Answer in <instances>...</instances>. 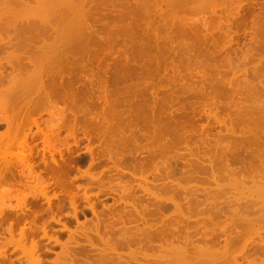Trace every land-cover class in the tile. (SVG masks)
<instances>
[{"label": "rangeland", "instance_id": "obj_1", "mask_svg": "<svg viewBox=\"0 0 264 264\" xmlns=\"http://www.w3.org/2000/svg\"><path fill=\"white\" fill-rule=\"evenodd\" d=\"M92 1L93 0H89L88 3ZM97 1L98 3L101 2V0L100 1L95 0L94 2L96 4L93 5L94 7L88 8V6H92V3L89 4L87 3L86 6L88 9L93 10V13L96 12L95 14L90 12L91 10L89 12L84 10L83 12L84 15L86 14L87 16H84L85 21L82 25L85 26L88 34L86 33L85 29L84 30L82 29L85 32V34L83 32V34L81 35L82 37H79V40L81 42L75 40L77 43L78 42L80 44L82 43L81 46L79 43L77 44L76 42L74 43V45L76 44L75 46L72 43L71 46H67L66 50L64 49L66 47L65 46L63 48L64 51H59L61 52V55L57 53L53 56L55 57L56 55L58 56L59 54L60 57L65 54L67 57H65L64 55L60 57V60L58 61H54L55 59L57 60V56L55 57V59L54 57L53 60L51 59L52 63L54 62L53 63L54 67L56 68L59 67L57 68V70L56 69L53 70L54 72L55 71L57 72V73L55 72L56 85H53L52 87V85H50L52 82L49 80L45 85H42V87L44 86L47 87L49 85L47 87L48 89L46 87L43 89L37 86L38 85L37 82H36L37 83L36 86H33L31 84V86L33 87L31 89H30V85H28L29 90L25 88L23 89L24 91L21 92V88H18L20 89V91H18V89L15 90L17 92V98H18V100L17 98L14 100V102H17L16 104L14 103L15 106L13 104H12L13 107L12 105H9L11 106L10 108H12L10 109L8 105H6L7 108L10 109L9 112H6L7 110L4 109L6 108V106L5 107L3 106L4 107L3 109L6 113L4 111H2L4 113H1L0 110V120H2V118L5 117L3 116V114H8L6 118L9 117V115L11 117L13 116L16 121L17 119L20 120L21 118L19 117L22 116H23L22 118L25 117L26 120V116H27V121L30 119L31 120L35 119L37 123L40 124L39 127L43 126L42 130L46 129L47 131H48V126L49 124H51V122L53 124H56L54 126L55 131L54 129H52L53 135H51L52 133L50 134L51 139L52 136H54L55 139H58L57 142L56 141L52 142L53 144L54 143L56 144L55 148L48 147V145L44 143L45 139L43 138V135L45 136V134L42 133L44 131L40 130L41 128L39 127L38 129L34 123H32L33 125L31 124L30 127L25 128L24 134L25 133L26 135L29 134L26 137L27 144L32 148L31 150H29L30 152L31 151L32 152L31 153L29 152L28 154V163L33 166V171L31 174L28 172L29 170L27 167L19 166L20 164L18 163V159H19L18 155H20L21 151H18L16 149L17 147L14 149L11 148L12 152H9V155L10 153H13L15 156L13 155L7 156V159L10 162L6 161L5 159H3V161L5 160L6 162L0 160V193L1 194L3 193V195H1L2 197L4 195L6 196L4 197L5 198L4 200H6L4 203L8 204V206L11 203L10 204L11 206L9 207L5 205L6 207L4 206L5 207L4 208L2 206L4 208L3 214L8 215L12 213L13 215H15L13 216V221H12L14 225V233H16L15 231L17 230L19 231V228L23 227L26 222L24 221L25 219L23 220V218L20 221H17L18 217L22 215L23 210L21 211L18 208L16 209L14 208L17 206L16 199L19 196H24V197L26 196L25 198L29 203L32 201L34 203H37V208L35 209L37 212L36 213L37 217L35 220V224L32 225L33 230L35 232H38L37 234L38 236H36V240L38 239L42 244H46V246L49 245V247L56 252L62 250V243L67 244L66 242L73 241L72 238L70 237L72 236L71 233L73 232H74L73 234H75V237L76 238L78 237L77 239L78 242L81 245L87 244L86 245L87 247L89 246L87 243L88 241L83 237L82 238L79 237L80 234L78 233H80L81 231L88 233L89 237L95 244H98L99 242L98 245H101L100 244L101 242L99 241V235H103L105 237L112 236V238H116L117 235H120L122 230L125 229L126 224L128 226V228L126 227V229L131 228L129 225H131L132 227L137 226L135 219L139 218V215H137L138 211L140 214H144V216L150 218L151 220L153 218L168 219L171 217V219L173 220L174 218L175 220H178L176 218H180V220L183 221L184 219L183 218L181 219V216L179 217L178 216L179 214L177 215L176 212L174 211L173 205L170 204L168 208L161 211L160 208H158L159 210H157L156 207L158 203L157 201H159V199L157 198L158 199L157 200L155 198V195L157 194L156 197H158L160 193L161 197L163 196L165 197V193L162 194L164 190L163 191L161 190V192H159L161 188L158 189L159 188L158 186L162 184L163 180L165 182L166 176L163 175V173L165 171L164 169L167 168L169 171L173 170L171 171L172 174L176 173V177L177 178L181 177L183 181L184 180L183 176L187 174V170L184 171V168L187 169L189 167L188 165L191 164L192 165L191 168L194 170L192 172H195L193 174H196L198 172L199 174L197 175L198 176L200 175L199 177L197 175L195 177L194 175L193 178H195V180L193 178L192 179L188 178V181L192 180V182L191 181L190 182L193 183L194 185H197V187H195L197 189L195 191L197 192L201 189V188L198 189L199 186L198 182L200 184L204 183L205 179L207 181V184L205 181L206 185H208V183L210 184L211 181L212 188L218 182L228 185L229 186V188H227L228 191L226 190L225 187L220 188L221 186L216 185L214 187L215 191L210 188L211 191L209 192L203 191L205 193V194L203 193V195L201 194L202 189L199 191L200 194L195 192L193 189V193L191 192L190 196L189 193L183 192L184 195L185 193L188 195V198L195 197L194 195L191 194L197 193L196 196L201 198L199 200H201L204 203L206 201L204 205L207 204L208 206L209 203H207V201L214 199L213 196L215 193H216L215 197L217 198L216 200L219 201V204H221L222 203L221 201H224L227 198L224 201L226 205L227 202L230 203L228 198L231 195V199H232L233 198L232 195L234 196V193H235V198L237 195L238 197L239 195L241 197L245 195L244 196L245 198L240 197V199L243 200H245L246 197L247 198L252 196L254 198L258 197L257 194L262 193L263 190L262 186L264 184L263 181L261 182L263 183L262 186H259L261 185L260 181L259 182L257 181L256 183H258L259 185L257 184L256 186H258V188L252 186L255 185L254 178H257L258 174L254 173V176L256 174L257 175L253 177V181L251 180L253 183H251L248 180L250 179L249 175L244 173V175L247 176V178L249 177L247 179L245 176L242 175L243 179L245 177V179L248 180L247 183L249 182L248 184H251L248 185L250 188L248 189V186L245 185L246 188L245 187L243 188L242 186L241 187V189L243 188L242 190L237 189L233 191L234 189L233 190L230 189V186H232L231 185L232 183L238 181L236 180V177L240 174L238 175L235 174L236 175L235 177V175L230 173V176L231 174L234 176L235 182H232L231 180L233 176L231 177L229 176V172H233V170H230L232 168L235 170L236 169L238 170L240 168L239 169L240 171L242 169H246L247 167H250V165H252L253 167L256 165V169L259 170L260 167H258L257 165L261 164L260 162L261 160H264L262 158L264 157L262 156L264 155V152H262V150L264 151V144L260 146L255 145L253 138V136L256 135L254 133L258 131L257 128H261L262 125L264 127V124H262L264 123V117H263L264 115V107H263L264 106V84H263L264 83V44H263L264 43V0H256L257 2H255L253 5L251 3H253L254 0L253 1L212 0L210 1V3H208L209 0H203V1L192 0L193 2L190 0H184L183 2L181 1L180 3L178 2L175 3V5L171 3L172 5H174L173 7L172 5H170V2L168 3V0L166 1L167 3L165 2V0H163L162 2L161 1L159 2V0L156 2V0H154L153 3L150 2L149 4L152 5L151 7L147 6L148 3L146 2L145 3L141 2L142 6L138 5L140 4L138 0L137 1L139 3L136 0H129L128 4H127L128 2L127 0H125L126 2L124 0H114V2L113 0H109L111 2L109 5H108V0H106L107 5L105 0H102V3L100 4L104 3L106 7L107 6L108 7L104 8L105 6L103 4L102 6L104 7L101 9H100L101 5L99 7ZM149 1L150 0H148L147 2ZM198 1H200L201 3ZM206 1L208 6L206 5ZM31 2L35 3L33 0L29 2L30 3L29 5L32 4ZM184 2H186V4ZM211 2L213 3L214 6L212 5ZM11 3L12 1H10V4ZM13 3L12 5L16 4V6L17 4H19L16 2L14 4ZM112 3L114 6H118V7H113ZM145 4L148 8L144 10L143 7L145 8ZM201 4L202 6L205 5V7L203 6L204 8H202ZM245 4H247V6ZM0 5L2 6L4 5V7L6 6L7 8L6 4L0 3ZM159 5L160 7L163 8V11L162 8H159ZM19 6L21 5L19 4ZM110 6L111 8H109ZM167 6L168 8L172 7L171 8L172 11L171 9H169L170 11L168 10L169 11L168 12ZM181 6L182 7L184 6V8H182ZM212 6L214 8H212ZM179 7H181L182 9ZM30 8L32 9V7ZM94 8H96L97 10H94ZM1 9L2 7L0 8V10ZM3 11L5 12L4 9ZM3 11L1 10L2 12L1 17ZM46 13H49L48 15L52 16V14H50L51 12H45V14ZM88 13L90 15L93 14V16L91 15L92 19L91 16L90 18H87L89 17ZM7 14L8 13H6V15ZM10 14L11 13H9V16ZM45 14L43 16H45ZM6 15L5 13L3 14V16ZM17 16L16 18L18 19ZM20 16L22 15H19L18 20L13 18L15 20L9 21L11 23L12 22L15 23L14 26L13 23L12 26H10L11 23L9 24L10 28L14 27L16 29V32H14L15 29L12 28V30L14 29L13 30L14 33L9 28L7 33L6 30L7 28L4 29V27L7 26L3 25L5 24L4 23L5 21L2 22L3 24H1V21L4 17L0 19V25H2L1 26L2 29L6 31L3 32L2 30L1 32V27H0V33H1L0 35L2 36L3 40L7 41L6 38L4 37H6L7 35L9 36L11 33L15 34L13 36H9L11 38H14L12 40L10 38L11 41L16 40L18 37H19L18 39H21L23 35L20 34H22L25 31V34L27 35L26 37L29 36L27 40L30 39L32 41L30 37H32L34 34V36L32 37L33 41L35 42V39L37 41V37L39 36V34L37 33L38 34L37 35L35 34V32L30 33V30L31 31L35 30L32 28L33 26L35 27L34 23H38L37 21L38 15H36V12L34 15L37 18L35 20L36 22L34 21V19H29L28 17L29 16L31 17V15L28 16V14H27L28 17L25 16L26 18H28V22L27 20L26 22L24 21L25 24L26 23L30 24L32 22L29 26H31L33 30L29 29L28 25L26 29H24V23L22 22L23 16L21 17L22 20L20 19ZM34 16L32 15V17ZM43 16L41 15V17ZM6 17H8V15ZM45 17L48 18L47 15ZM86 18L88 20L89 19L91 20L88 21ZM166 18L168 19L166 20ZM86 20L89 23L86 22ZM85 22L89 24V26L86 25ZM21 24H23V27L21 26V28L23 29L21 30L20 28L19 30L18 28L20 26L18 25ZM84 26H82V28ZM17 32H18V37L16 38ZM261 34L263 37L261 36ZM35 35H37V37ZM85 35H87V38L85 37ZM44 36L47 37L46 33L41 37ZM2 38L0 37L1 40ZM23 39H26L25 35ZM74 48L76 50H74ZM3 49L4 48L0 49V60L3 63V64L0 63V65L2 66V67L0 66V71L1 70L4 71V74L6 73L7 77L6 75L3 78L0 77V82L2 83L3 81H1V79H5L6 77L4 83L1 84L3 85V87H6V85L9 84L7 80H9V76L11 75L10 72L9 74H7L8 70L11 69L12 70L11 73H13L14 70L10 68L7 63H5L6 61L4 58L5 55L7 54L6 50L8 48L6 50L4 49L5 51ZM2 52L5 54L4 56L2 55L3 54ZM28 52L30 53L31 50H29ZM32 53H34L33 50ZM49 61L48 63H50L51 65V61L50 62ZM56 62L58 63L59 66H56L57 65ZM15 63L16 62H14L13 66L17 64ZM3 65L4 67L5 65L7 67H5L4 69ZM54 67L52 66L51 69H53ZM30 68H32V66ZM49 82L51 83L49 84ZM64 89L66 90L64 91ZM4 91L2 90V92L1 91L0 92L3 93ZM19 92H21L22 94ZM24 92H26V94ZM26 97L28 98L27 101L25 100ZM49 98L51 100H49ZM52 98L54 99L52 100ZM253 104L255 107L253 106ZM257 106L258 109H255L257 108ZM13 109L16 110L19 109L18 110L19 113ZM53 109H54L53 112L57 113L55 116L51 114L53 113L52 112ZM15 116L17 118H15ZM217 117L219 119L223 118L224 124L223 122L221 123L217 121L216 120L218 119ZM225 121L226 124L230 125V127L228 125L225 126ZM218 122L221 123V125L223 124V126L217 124ZM46 124H48V126ZM53 124H51V126ZM59 126L61 127V129H59L61 132L57 129L59 128ZM233 127L234 130L232 129ZM254 127L256 128V131ZM6 129H7L6 122L4 120L0 121V133L6 134ZM22 131L23 130H21L20 133H22ZM47 131L45 133L49 134V131L48 132ZM56 131L57 134H59L60 132L59 137L57 138L55 137ZM250 134L251 135L254 134V135L251 136ZM21 137L22 136H20V139L23 138ZM215 145L218 147H216ZM261 146L263 147V149ZM258 147L259 148L261 147V149H259ZM255 149L258 151H256ZM253 150L255 153L253 152ZM225 152L228 154H226ZM257 152H259V154ZM198 153L200 154L199 157L201 156L200 157L201 160L198 158V156H196L198 155ZM257 154L260 157L262 156L260 158L261 159L260 161L259 159H257L259 158L258 156H256ZM207 156H211V157H207ZM254 156L257 158H255ZM252 157H254L255 159ZM197 158L199 159L198 161L196 160ZM226 160L228 161L227 164L228 165L230 164L231 167L230 169L229 166L228 168L227 166H225ZM255 160H257L258 162H256ZM199 161H201L202 164ZM195 162H197L199 166ZM251 162L253 163L255 162V163L250 164ZM203 164L205 166H203ZM208 164H210L214 168L213 167L211 168L210 165ZM193 165L199 167V170L204 168L206 171L203 172L204 169L198 171L197 168L196 169L197 172H196L195 170L196 167L195 166L193 167ZM218 165L219 167H216ZM210 168L216 171L213 170L212 172H207V169L209 171ZM226 168L229 169L228 174L222 173V171L223 172L226 171L222 169H226ZM256 169L254 170V172L257 171ZM263 170L264 169L261 168V172L264 173ZM183 171L186 173L184 174ZM250 171H252L253 173V169H250ZM215 172H218L219 174L221 173L225 174L226 176L225 175H224L225 177L222 175L219 176V174ZM261 172L259 173L261 174ZM212 173H214V175ZM180 174H184V175L182 176ZM215 174L218 176H215ZM249 174L250 176L251 175L253 176V174L251 173ZM32 176L33 177L36 176L37 178L32 179ZM174 176L172 178H174ZM221 176L223 177V179ZM216 177L217 179H215ZM239 177L237 178L239 179ZM198 178L200 179V181L198 180ZM212 178H214L215 180ZM258 178H260L259 175ZM258 178L256 180H258ZM166 180L168 181V179ZM178 180H180L181 182V179L178 178ZM216 180L219 181L214 182ZM244 181L245 180H243V184L241 185H244ZM57 182L63 183L64 185L67 186V188L57 187L55 185V183ZM190 182L189 185H193ZM41 183L43 185L42 187H40ZM152 183H154V186L157 185L155 186L157 187V189L152 185L151 187L153 189L152 188L151 189L154 190L155 188V190L152 191L150 189L152 193L151 195L150 193H148V191H145L146 190L145 188L143 189L140 186L141 184L151 185ZM184 183L186 185L187 181L184 180L183 184ZM205 184L203 185L205 186ZM236 187L238 188V186ZM190 188L192 189V187ZM3 189L4 191L1 192V190ZM207 189L210 190L209 188ZM217 189L219 191L220 190L222 191V189H224L223 192L225 193L222 192L220 195L219 192L216 191ZM258 189L260 190V192H258ZM157 190H159L158 193L153 195V192H156ZM230 190L233 191L231 194L229 193ZM249 190L250 191L252 190L251 193ZM237 191L239 194L238 193L236 194ZM165 192L169 193L166 190ZM226 192H228V194ZM55 193H57L56 196ZM181 193L179 192H177V194L174 193L173 197H175L176 200L178 199L179 201L183 200L184 203H186L187 200L185 201V199L182 198L185 196H183L182 195L183 193L182 194ZM208 193L211 194L213 198ZM170 194L171 193H169L168 195ZM218 194L219 196L217 197ZM47 195L50 198L52 197L50 201L51 203L47 201L46 199ZM122 195L127 201L133 203V205L135 203V206H137L138 211L135 210V208L131 206L129 202L128 203L130 206L128 204L127 205L124 204L125 203L124 201H123L124 203L122 201L121 203L120 200L122 198L120 199V197ZM168 195L166 197H169ZM208 195H209L208 198H210V200H206ZM58 196L61 197L59 198V200H57ZM166 197L164 199H167ZM179 197L182 198V200ZM198 197L196 198L198 199ZM73 198L77 203L76 207H74L70 203V199ZM88 198H91L93 201L96 202L97 214H94L91 208L88 206L87 204ZM154 198L156 201L153 200ZM259 198H255V199H259ZM60 199H62V201ZM7 200H10V203ZM116 200H119L120 203L118 202L116 203L115 202ZM235 200L236 199L234 200L232 199L233 203H236ZM237 200H239V198H237ZM154 203L156 205H154ZM223 208H225V211L227 213L231 211L229 208L228 209L230 211H228V209L225 206ZM185 210L188 211L187 207L186 209H184V211ZM194 211L195 210H193V216H192L193 219L197 217L196 214L194 216ZM255 211L259 212V209L258 210L254 209L252 212L254 215H256L255 216L256 218L257 216L259 218L264 216L263 213L261 215L262 209L259 213L260 215H257L258 213L256 214ZM24 212H26L25 208H24ZM196 212L197 211H195V213ZM226 212L224 214H226ZM231 213L232 212H230V215ZM224 214H221L222 219L227 217V216H223ZM249 214L251 215V212H249L248 215ZM250 217H253V215H251ZM122 219H125V224L121 222L123 221ZM252 219L254 220V218ZM130 220L132 223H130ZM192 220H190L192 223L190 225L192 227H190V225L183 224V222L181 223L183 225L179 226L178 224L179 221L176 222L178 224L177 228L184 226L182 229L178 228L179 230H177V233L178 234L181 232L184 233L185 230L183 229H185V227L188 232V229L190 227L192 228L189 230L191 233L190 236L193 234L194 237L196 233L199 235L198 232L202 229L201 226L203 224L198 225L197 227L198 229L196 228V230L199 231L196 232V230L195 231L193 230V228H195V225L193 224L195 223V220H193V222ZM258 220L260 222L262 219L261 220L258 219ZM200 222H202V220ZM220 222L223 223V225L225 226L226 221L222 222L220 219L218 223L220 224ZM263 222L264 221H262L261 223L264 225ZM27 224L31 226L30 223L27 222ZM257 224L259 225L260 223L255 222L254 226H256L257 228L254 231L250 230L252 236L249 237H247L248 234H246L247 233L246 230L248 229L246 226L248 225L246 226L242 225V227L245 228H241L240 226H239L240 228L237 227L239 228V232L241 230L244 232L245 230L244 233L246 236H243L244 235L243 232L240 233V235L243 236L242 237L243 240L253 237L252 239H257L256 241L258 242L260 241L258 240L260 239L259 238L260 236L264 238V229L263 227L260 229V226L258 227ZM262 224L260 225L263 226ZM211 225L213 224H209V221L207 224L206 221V223L204 224L206 228L204 229L211 230V228L213 227V230H211L212 232L210 230L209 231L207 230L206 234L210 235V233L208 232L213 233L212 236L211 235L210 236L212 237V239H214V241L217 240L215 242L216 244L213 245L216 246L220 243L218 242V239L221 236H223L222 229L224 227L221 228L222 226L221 224L219 227L221 228V231L218 230L219 231L218 232L215 230L217 232L216 233L213 231H214V227L216 228V226L218 225H214L212 227ZM8 226H9L8 222L7 221L4 222L3 225L0 226V231H4ZM254 226L253 228H255ZM137 227L143 228L142 224H139ZM229 227L232 231L234 230L233 232H235V228L233 226H228L226 228ZM248 227L250 229L251 226ZM136 229L137 228L135 227L133 230ZM44 230H46L48 234L53 235V239L49 240L46 237H44L43 236ZM258 230L261 231L259 232V234L258 232H255ZM18 231L17 234H15V236L18 235ZM203 231L201 230L200 234H203L205 232ZM4 232L6 238H10V234L6 230ZM76 233L79 236H77ZM185 235L187 236V239L188 237L189 239H191V237L188 236V233H186ZM203 235H205V233ZM55 237H59V241H60L59 243H57L54 240ZM179 237L181 239L182 235ZM239 237H237L235 240L230 238L231 239L230 242L233 243L232 245H230V242L227 243L228 249L227 248L224 249L223 243L221 242L222 249L221 247H219V250L221 249L222 251L224 250L226 251L227 249L228 253H226L225 251L223 253L232 254L233 249L237 251L239 250V248L237 247L241 246L239 253L242 252L243 254L238 255V253L237 254L233 253L234 255L238 256V257L236 256L237 260H240L238 262L241 263L244 262V264L246 263L250 264L252 262L251 261L246 262V258L249 257L248 258L249 260L251 259V257L255 256V258L258 261H261L260 264H264V252H263L264 250L262 248L264 247L263 239L261 240L262 247L258 245L261 241L258 242L257 245L259 248L256 247V251L254 252L253 251L255 250L254 247L257 246L256 242L254 245L253 240L251 238L250 239L252 241L250 239H247L246 240L247 244L245 243L246 246L244 248L245 245L244 243H243L244 245L242 244L243 246L239 244V242L242 241L241 237H240L241 241H239L238 239ZM6 238L1 237L0 240L1 241L2 239L6 240ZM223 240L225 241L226 244L225 238L223 239L221 237V240L219 241H223ZM249 240L251 243L249 242ZM29 241L28 243H30ZM155 241L157 243V240H154V242ZM159 241L160 240H158V243L160 244ZM181 241L184 240L181 239ZM181 241L178 242L180 243ZM175 242H177V240ZM175 242H173V244ZM28 243L27 246H29ZM213 243L214 242H212V244ZM234 243L236 245L233 246ZM0 244L2 245L1 242ZM164 244L165 241L164 242L162 241V245ZM180 244H183V242H181ZM247 245L251 249L253 247L252 249L253 252L250 251L251 250L250 248H249L250 250H248ZM12 246L15 249L17 247V245L13 243L8 246L7 252L9 251V249L12 248ZM131 246L132 247L135 246L134 249L135 248L138 249V246L136 247V244L135 245L131 244ZM156 246L158 247V244ZM167 246L169 247V245ZM218 246L216 247L218 248ZM229 246H232L234 248L232 247L230 248ZM144 247H145V251L147 250L149 252V255H151L150 253L153 251L155 252V250H158L160 246L157 249L155 248V246H154L155 249L154 248L147 249V246ZM168 247H166L165 244V247L162 248L163 252H165V250ZM229 248L232 251H230ZM260 248H262V250ZM15 249L11 250L14 251L13 253L12 252L7 253L10 255L11 258L14 255L16 256L18 252L21 253L20 249H17L18 251ZM127 249L128 248L126 249L123 248V252H125L124 250L128 252ZM138 250L141 249L139 248ZM168 250L171 249L168 248ZM145 251L144 253L143 252L141 253L146 254L147 251L146 252ZM168 252L169 251H167V253ZM139 253L140 252L137 253V256ZM160 253H162V251ZM223 253L221 254V258L223 257L222 256ZM125 255L123 258L129 260L130 257L129 256L127 257L126 253ZM163 255L161 258H163ZM166 255L167 254H165L164 256ZM241 255L244 256L242 257ZM15 256L12 258L13 264H26V263L30 264V262L24 260L27 259L26 257H23L22 260V257L16 256L19 258V260L21 259V262L20 261L18 262L17 260H15L16 258ZM228 256L231 258V255ZM258 256L260 257L263 256L262 257L263 260H261L260 257L257 258ZM46 257L48 258L50 257V260L51 259L54 260V258L55 259L57 258V254L55 252H51ZM141 258L143 257L140 256V259ZM233 258L235 261V257ZM254 259L252 261H254ZM63 260L64 259L61 258L60 261L62 262ZM144 260H145L144 258L143 260L141 259V261ZM224 260L231 261L233 259L229 260L228 258H225L223 259V261ZM257 260H255L253 264H255ZM258 261L257 264H259ZM50 263L51 262H48V264ZM228 263L233 264L234 262L231 261ZM58 264H62V263H58Z\"/></svg>", "mask_w": 264, "mask_h": 264}, {"label": "bare ground", "instance_id": "obj_2", "mask_svg": "<svg viewBox=\"0 0 264 264\" xmlns=\"http://www.w3.org/2000/svg\"><path fill=\"white\" fill-rule=\"evenodd\" d=\"M0 1H2V2H0L1 4H6L7 5V8H6V6L4 7V5L2 6V5H0L1 7H2V11H3V9L5 10V12L3 11V14L5 13V15H6V13H8L7 15H8V17H6V16H3V14H2V17H1V10H0V19L1 18H3L2 19V21H1V24H3L2 22L3 21H5L4 23L5 24H3V25H6L7 27H4V29H6L7 30V33H8V28L10 29V30H12V28H14V27H12V28H10V26H12V23H13V26H14V22H9V21H12V20H15V19H17L16 18V16L18 17V19H19V15H22L23 16V23H24V29H26V27H27V25H28V28L29 29H35L34 31H31L30 30V33H34L35 32V34H39V38L37 37V35H35L36 37H37V41H36V39H35V42L33 41V36H34V34H33V36H32V34H31V36L32 37H30L31 39H32V41L29 39V40H27V38L29 37H26L27 35L25 34V31L22 33V34H20V35H23V37H21V39H23L24 38V35H25V38L26 39H23V40H21V39H18L19 37H18V32H17V36H16V38L18 39H16V40H13V41H11L12 39H14V38H11V37H9V36H13V35H15V34H10L9 36L7 35L6 37H4V38H6V40L7 41H5V40H3V38H2V36L0 35V37L2 38V40L0 39V41H1V44H0V49L1 48H4L5 50H6V55L3 53L2 55L4 56L5 55V63H7L8 65H9V67L10 68H12L14 71H13V73H11L12 72V70L10 69V70H8V73L7 74H9V72H10V76H9V80H7L8 81V83L9 84H7L6 85V87H3V85H1V84H3L4 83V81H5V79H6V77H7V75H6V73L4 74V71H0V77L1 78H3L5 75H6V77H5V79H1V81H3L2 83L0 82V91L2 92V90L4 91L3 93H1L0 92V101H1V103H0V105L2 106H0V110H1V113H4L5 111H4V109L5 110H7L6 112H9V110L10 109H12V108H10L11 106H9V105H14V103L16 104L17 102H14V100L17 98V92L15 91V90H17L18 88H21V92L22 91H24L23 89H28L29 90V87H28V85H30V89L31 88H33L32 86H31V84L33 85V86H36L37 85V83H38V85L37 86H39V87H41V88H45L46 86H44V87H42V85H45L46 83H47V81H51V82H49V84L50 85H52V87H53V85H56L55 83H56V81H55V79H56V75H55V72L53 71L54 69H56L57 70V68H59V67H54V62L52 63V60H53V55H55V54H57V53H59L60 55H61V52H59V51H64V49L66 50L67 49V46H71L72 45V43H73V45H74V43L76 42V41H80L79 40V37H82L81 35L83 34V30L85 29V31L87 30L86 28H85V26L84 25H82L83 23H84V21H85V17L84 16H87L86 14L84 15V10H86V11H90L91 9H88V8H91V7H94L93 5H95L96 3L94 2L95 0H93L92 2H89V3H92V6H88V8L86 7L87 6V3H88V1L89 0H34V2L35 3H32L31 5H29L30 3V1H33V0H4V3H3V0H0ZM5 1H6V3H5ZM10 1H12V3L14 2H16V3H19L21 6H19V4H17V6H16V4L15 5H12V3L10 4ZM100 1V0H99ZM125 1V0H124ZM128 2H127V4L129 3V0H127ZM137 1V0H136ZM139 2H140V4H138V5H140V6H142V4H141V2H146V3H148V5L147 6H149V7H151L152 5H149L150 4V2L151 3H153V1L154 0H150L149 2H147L148 0H138ZM137 1V2H138ZM158 0H156V2H157ZM162 2L163 0H159V2ZM167 0H165V2H166ZM183 2L184 0H168V3L170 2V5H172V4H174L175 5V3H180V2ZM190 1H192V0H190ZM196 1V0H195ZM203 1V0H202ZM210 1H212V0H209V2L208 3H210ZM219 1V0H218ZM222 1V0H221ZM250 1H253V0H250ZM93 2H94V4H93ZM105 2H106V5H107V1L105 0ZM113 2H114V0H113ZM123 2V1H122ZM126 2V1H125ZM124 2V3H125ZM138 2V3H139ZM188 2V1H187ZM193 2V1H192ZM198 2H200V1H198ZM197 2V3H198ZM255 2H257L256 0H254V2L253 3H251L252 5L255 3ZM13 3V4H14ZM88 3V4H89ZM97 3H98V1H97ZM100 3H102V0H101V2H99L98 4H99V7H100V5H101V7H100V9L101 8H103L104 6V8H107L106 7V5L104 4V6H102L103 4H100ZM111 2L108 0V5L110 4ZM123 3V4H124ZM164 3V2H163ZM167 3V2H166ZM172 3V4H171ZM185 4H186V2H184ZM196 3V2H195ZM201 3V2H200ZM199 3V4H200ZM212 3V2H211ZM248 3V2H247ZM250 3H249V5H250ZM262 3V2H261ZM34 4V5H33ZM97 4V5H98ZM137 4V3H136ZM218 4V3H217ZM9 5H11V6H9ZM96 5V6H97ZM112 5H113V3H112ZM116 5V4H115ZM134 5H135V3H134ZM138 5H136V6H138ZM166 5V4H165ZM169 5V4H168ZM174 5H172V7L174 6ZM181 5H183V4H181ZM192 5V4H191ZM206 5L208 6V4H207V1H206ZM212 5H213V3H212ZM246 6H247V4H245ZM251 5V6H252ZM14 6V7H13ZM17 8H16V7ZM95 6V7H96ZM131 6V5H130ZM139 6V7H140ZM146 6V4H145V8L143 7V9L145 10V9H147L148 7ZM178 6V5H177ZM201 6H202V4H201ZM204 7H205V5H203ZM202 6V8H204ZM211 6V5H210ZM209 6V7H210ZM214 6V5H213ZM212 6V8H214ZM255 6V5H254ZM0 7V8H1ZM4 7V8H3ZM30 7H32V9L30 8ZM98 7V6H97ZM96 7V8H97ZM113 7H118V6H114L113 5ZM154 7H155V4H154ZM171 7V8H172ZM182 7V6H181ZM181 7H179V8H181ZM194 7V6H193ZM192 7V8H193ZM197 7V6H196ZM216 7V6H215ZM250 7V6H249ZM261 7V6H260ZM86 8V9H85ZM96 8H94V10H97ZM109 8H111V6L109 7ZM129 8V7H128ZM135 8V7H134ZM137 8V7H136ZM142 8V7H141ZM159 8H162V7H160V5H159ZM167 8H168V6H167ZM171 8H168L167 9V11L169 10V9H171ZM178 8V9H179ZM182 8H184V6L182 7ZM181 8V9H182ZM199 8V7H198ZM197 8V9H198ZM201 8V7H200ZM201 8V9H202ZM211 8V9H212ZM230 8V7H229ZM88 9V10H87ZM93 9V8H92ZM99 9V8H98ZM131 9V8H130ZM142 9V10H143ZM174 9V8H173ZM180 9V10H181ZM200 9V10H201ZM211 9H209V10H211ZM30 10H32V11H30ZM133 10H135V9H133ZM141 10V11H142ZM152 10H153V8H152ZM165 10V9H164ZM203 10V9H202ZM230 10V9H229ZM109 11H111V10H109ZM140 11V10H139ZM157 11V10H156ZM162 11H163V8H162ZM170 11V10H169ZM168 11V12H169ZM171 11H172V9H171ZM192 11V10H191ZM31 12V13H30ZM35 12H36V15H38V19L36 18V16H34L35 15ZM45 12H51L50 14H52V16L50 15H48L49 13H46L45 14ZM90 12H92L93 13V10H91ZM95 12V11H94ZM144 12V11H143ZM165 12V11H164ZM176 12V11H175ZM194 12V11H193ZM214 12V11H213ZM254 12V11H253ZM9 13H11L10 14V16H9ZM30 13V14H29ZM34 13V14H33ZM96 13V12H95ZM95 13H93V14H95ZM13 14V15H12ZM26 14V15H25ZM27 14H28V16L29 15H31V17L29 16H27ZM45 14V16L47 15V17L48 18H46L45 16H43ZM93 14H91L92 16H93ZM169 14V13H168ZM184 14V13H183ZM182 14V15H183ZM191 14V13H190ZM258 14V13H257ZM263 14V13H262ZM26 17H28L29 19H34V21L37 19V21H38V23H34L35 24V27L33 26L32 28H31V26H29L30 24L28 23H26L25 24V22H26V20H27V22H28V18H26ZM32 15L35 17H32ZM41 15L43 16V17H41ZM88 15H89V17H87V18H90V14L88 13ZM185 15V14H184ZM197 15V14H196ZM259 15H260V13H259ZM12 16V17H11ZM22 16H20V19H21V17ZM92 16H91V19H92ZM165 16V15H164ZM186 16V15H185ZM193 16V15H192ZM195 16V15H194ZM6 17V18H5ZM11 17V18H10ZM25 17V18H24ZM39 17H41V18H39ZM180 17H181V15H180ZM257 17V16H256ZM13 18H15V19H13ZM43 18H44V20H43ZM86 18V19H87ZM164 18V17H163ZM170 18V17H169ZM11 19V20H10ZM17 19V20H18ZM91 19H89V20H91ZM168 18H166V20H167ZM243 19V18H242ZM259 19V18H258ZM8 20V21H7ZM22 20V19H21ZM88 20V19H87ZM86 20V22H88ZM95 20V19H94ZM182 20V19H181ZM186 20V19H185ZM245 20V19H244ZM7 21V22H6ZM25 21V22H24ZM33 21V20H32ZM33 21V22H34ZM164 21V20H163ZM175 21V20H174ZM16 22V21H15ZM21 22V21H20ZM20 22H19V24H20ZM21 22V23H22ZM30 22V21H29ZM36 22V21H35ZM85 22V24L86 25H88L89 26V24H87ZM183 22V21H182ZM11 23V24H10ZM89 23V22H88ZM184 23V22H183ZM9 24H10V26H9ZM17 24H18V22H17ZM26 25V26H25ZM167 25V24H166ZM195 25V24H194ZM2 25H0V27H1ZM9 26V27H8ZM17 26V25H16ZM15 26V27H16ZM18 26H20L18 29L20 30V28H21V26L23 27V24H21V25H18ZM17 26V27H18ZM82 26H84L83 28H82ZM91 26V25H90ZM191 26V25H190ZM263 26V25H262ZM16 27V28H17ZM189 27V26H188ZM27 28V29H28ZM88 28V27H87ZM4 29H2V27H1V32H2V30H3V32L5 31ZM15 29V28H14ZM13 29V30H14ZM18 29H17V31H18ZM23 28H21V30H22ZM32 29V30H33ZM83 29V30H82ZM9 30V31H10ZM13 30H12V32H13ZM41 31H43V32H41ZM6 32V31H5ZM14 32H16V29L14 30ZM13 32V33H14ZM46 33V35H47V37H41V36H43L45 33ZM257 32V31H256ZM41 33H42V35H41ZM44 33V34H43ZM86 33H87V31H86ZM93 33V32H92ZM262 33V32H261ZM1 34V33H0ZM84 34H85V32H84ZM88 34V33H87ZM19 35V36H20ZM29 35V34H28ZM261 36H262V34H261ZM15 37V36H14ZM85 37L87 38V35H85ZM263 37V36H262ZM9 40H8V39ZM10 38H11V40H10ZM77 38H78V40H77ZM257 38H259V37H257ZM76 40V41H75ZM82 40V39H81ZM177 40V39H176ZM15 41V42H14ZM81 42V41H80ZM77 43V42H76ZM79 43V42H78ZM77 43V44H78ZM80 44V43H79ZM82 44V43H81ZM81 44H80V46H81ZM264 44V43H263ZM76 45V44H75ZM74 45V46H75ZM66 46V47H65ZM253 46V45H252ZM65 47V48H64ZM79 47V46H78ZM249 47V46H248ZM11 48V49H10ZM64 48V49H63ZM76 48V47H75ZM74 48V50H76ZM3 49V50H4ZM70 49V48H69ZM68 49V50H69ZM73 49V48H72ZM71 49V50H72ZM221 49V48H220ZM219 49V50H220ZM247 49H249V48H247ZM4 50V51H5ZM29 50H31V52L29 53L28 51ZM32 50L34 51V53H32ZM69 52V51H68ZM71 52V51H70ZM260 52V51H259ZM32 53V54H31ZM65 53H66V51H65ZM72 53V52H71ZM76 53V52H75ZM224 53V52H223ZM29 54V55H28ZM32 56H31V55ZM59 54H58V56H57V60L55 59V57H54V61H58V60H60V57H62V56H64V55H62V56H60L59 57ZM69 54V53H68ZM1 55V56H2ZM229 56V55H228ZM59 57V58H58ZM65 57H67L66 55H65ZM218 57V56H217ZM2 59V58H1ZM52 59V60H51ZM63 59V58H62ZM61 59V60H62ZM71 59V58H70ZM51 61V65H50V63H48V61ZM64 60V59H63ZM69 60V59H68ZM49 61V62H50ZM14 62H16L15 64L16 65H18V66H16V65H14L13 66V64H14ZM61 62V61H60ZM59 62V63H60ZM0 63H2L1 62V60H0ZM57 63V62H56ZM56 63H55V65H56ZM3 64V63H2ZM6 64V65H7ZM5 65V67H7ZM11 65V66H10ZM29 65V66H28ZM32 66V68H30L31 66ZM64 65V64H63ZM1 66V65H0ZM54 67L53 69H51V67ZM56 66H59L58 65V63H57V65ZM2 67V66H1ZM5 67H4V65H3V68L5 69ZM8 67V68H9ZM255 68V67H254ZM7 69V68H6ZM7 71V70H6ZM263 71V70H262ZM54 72V73H53ZM236 72V71H235ZM57 73V72H56ZM252 73V72H251ZM59 74V73H58ZM63 77V76H62ZM61 77V78H62ZM247 77V76H246ZM245 77V78H246ZM254 77V76H253ZM252 77V78H253ZM257 77V76H256ZM260 77H262V76H260ZM250 78V77H249ZM259 79V78H258ZM60 80V79H59ZM62 80V79H61ZM250 80V79H249ZM254 80V79H253ZM257 81V80H256ZM37 82V83H36ZM34 83H35V85H34ZM253 83V82H252ZM263 83V82H262ZM60 84V83H59ZM247 84V83H246ZM249 84V83H248ZM251 84V83H250ZM254 84H255V81H254ZM264 84V83H263ZM41 85V86H40ZM259 85V84H258ZM260 85H261V83H260ZM49 86V85H48ZM47 86V87H48ZM256 86V85H255ZM38 87V88H39ZM46 87V88H47ZM253 87V86H252ZM2 88H4V89H2ZM34 88H36V87H34ZM2 89V90H1ZM40 89V88H39ZM48 89V88H47ZM63 89V88H62ZM257 89V88H256ZM261 89V88H260ZM259 89V90H260ZM50 90V89H49ZM48 90V91H49ZM66 89H64V91H65ZM18 91H20V89H18ZM26 91V90H25ZM21 92H19V93H21ZM45 92V91H44ZM53 92V91H52ZM257 92V91H256ZM25 94H26V92H24ZM54 93V92H53ZM22 94V93H21ZM53 95V94H52ZM51 95V96H52ZM242 95V94H241ZM23 96H25V95H23ZM261 96V95H260ZM29 97V96H28ZM54 97H56V96H54ZM30 98V97H29ZM47 98V97H46ZM54 98H52V100H53ZM263 99V98H262ZM17 100H18V98H17ZM26 101L28 100V98L26 97V99H25ZM49 100H51L50 98H49ZM248 101V100H247ZM20 102V101H19ZM30 102V101H29ZM28 102V103H29ZM44 102H45V99H44ZM54 102V101H53ZM53 102H51V103H53ZM23 103H24V101H23ZM28 103H26V104H28ZM47 103V102H46ZM50 103V104H51ZM25 104V105H26ZM248 104V103H247ZM6 105H8V107L10 108V109H8L7 108V106ZM13 105H12V107H13ZM242 105V104H241ZM6 106V108H4V107ZM15 106V105H14ZM20 106V105H19ZM29 106V105H28ZM253 106H254V104H253ZM22 107V106H21ZM30 107H31V105H30ZM255 107V106H254ZM264 107V106H263ZM2 108V109H1ZM4 108V109H3ZM15 108V107H14ZM28 108V107H27ZM246 108V107H245ZM22 109V108H21ZM55 109V108H54ZM54 109L52 110V112L54 111ZM255 109H258V106H257V108H255ZM260 109V108H259ZM13 110H16V109H13ZM19 110V109H18ZM18 110H16L17 112H18ZM241 110V109H240ZM262 110H263V108H262ZM2 111H4V112H2ZM243 111V110H242ZM5 112V113H6ZM13 112V111H12ZM247 112V111H246ZM11 113V112H10ZM9 113V114H10ZM19 113V112H18ZM240 113V112H239ZM51 114H53V116H55L57 113H55V112H53V113H51ZM238 114V113H237ZM15 115V114H14ZM242 115V114H241ZM3 116H5L4 118H2V120H4L5 122H6V127H7V129H6V134H4V133H0V160H2L3 161V159H5L6 161H9L8 159H7V156H10V155H13V156H15L13 153H10V155H9V152H12L11 151V148H16L18 151H21L20 152V155H18L19 156V159H18V163L20 164L19 166H22V167H27L28 168V172L31 174L32 173V171H33V166L32 165H30L29 163H28V154H29V150H31L32 148L30 147V146H28V144H27V135H29V134H27L26 135V133L24 134V130H25V128L26 127H30L31 126V124L32 123H34L36 126H37V128L40 126V124L39 123H37V121L34 119V120H28L27 121V116H26V120H25V117L24 118H22V117H19V118H21L20 120L19 119H17V121L14 119V117L12 116H10L9 115V117H7L6 118V116H8V114H3ZM219 117V116H218ZM217 117V118H218ZM253 117V116H252ZM262 117V116H261ZM263 117H264V115H263ZM15 118H17L16 116H15ZM242 118V117H241ZM219 119V118H218ZM216 119L217 121H219V122H223V124H224V119L223 118H221V119ZM2 120H0V121H2ZM19 120V121H18ZM25 120V121H24ZM215 120V119H214ZM215 120V121H216ZM261 120H262V118H261ZM51 121V120H50ZM216 121V122H217ZM227 121V120H226ZM226 121H225V126H227L228 124H226ZM49 122V121H48ZM47 122V123H48ZM217 123V124H219V125H221V123ZM251 122V121H250ZM263 122V121H262ZM236 123V122H235ZM259 123H261V122H259ZM258 123V124H259ZM51 124H53L52 122H51ZM51 124H49V126L51 127H49L48 126V124H46L47 126H48V131H49V134L48 133H45L46 131L43 129L42 130V128H43V126L42 127H39V128H41L40 130H42V131H44V132H42V133H44L45 134V136L43 135V138L45 139L44 141V143L46 144V145H48V147H52V148H55V143L53 144L52 142H57L58 141V139H55L54 138V136H52V139H51V135H53V130L52 129H54V131H55V125L56 124H53L52 126H51ZM223 124L221 125V126H223ZM247 124V123H246ZM262 124H264V123H262ZM33 125V124H32ZM57 126H58V124H57ZM56 126V127H57ZM229 127H230V125H228ZM250 126V125H249ZM252 127V126H251ZM38 128V129H39ZM225 128V127H224ZM228 128V127H227ZM58 130L59 129H61V127L59 126V128H57ZM56 129V130H57ZM226 129V128H225ZM233 130H234V127L232 128ZM249 129V128H248ZM247 129V130H248ZM254 129H255V131H256V128L254 127ZM258 129V133L259 132H261V133H257V132H255L254 130V134H256V135H251V136H253V138H254V143H255V145H257V146H260V145H263L264 144V127H263V125H262V127L261 128H257ZM21 130H23L22 131V133H20L21 132ZM227 130V129H226ZM47 131V132H48ZM60 131V130H59ZM40 132V131H39ZM61 132V131H60ZM60 132H59V134H60ZM52 133V134H51ZM51 134V135H50ZM55 134H56V138L57 137H59V134H57V131L55 132ZM54 134V135H55ZM261 135V136H258V135ZM58 135V136H57ZM4 136V137H3ZM20 136H22L21 138L22 139H20ZM55 139V140H54ZM235 139V138H234ZM239 140V139H238ZM237 141V140H236ZM253 142V141H252ZM52 143V144H51ZM216 146V145H215ZM253 146H254V144H253ZM256 146V147H257ZM216 147H218V146H216ZM262 147V146H261ZM261 147L259 148V149H261ZM254 149V148H253ZM262 149H263V147H262ZM256 150V149H255ZM14 151V150H13ZM59 151V150H58ZM256 151H258V150H256ZM260 151V150H259ZM32 152V151H31ZM30 152V153H31ZM199 152V151H198ZM229 152V151H228ZM253 152H254V150H253ZM261 152V151H260ZM262 152H264L263 150H262ZM215 153V152H214ZM217 153V152H216ZM220 153V152H219ZM226 153V152H225ZM255 153V152H254ZM258 154H259V152H257ZM226 154H228V153H226ZM251 154V153H250ZM256 155V156H258L259 158H257V157H255V158H257V159H259V161L261 160L260 158L262 157V156H264V155H262L261 157L259 156V155ZM263 154V153H262ZM199 153H198V155H196V156H198V158L200 159V157H199ZM201 155H203V154H201ZM213 156V155H212ZM215 156V155H214ZM226 156V155H225ZM251 156V155H250ZM252 156H253V154H252ZM205 157V156H204ZM207 157H211V156H207ZM224 157V156H223ZM254 157H252V158H254ZM2 158V159H1ZM10 158V157H9ZM12 158V157H11ZM196 159L197 161L199 160V159ZM217 158V157H216ZM254 158V159H255ZM263 159H264V157H262ZM204 159V158H203ZM214 159V158H213ZM212 159V160H213ZM225 159V158H224ZM240 159V158H239ZM4 160V161H5ZM201 160V159H200ZM211 160V161H212ZM217 160V159H216ZM1 161V162H2ZM3 161V162H4ZM5 161V162H6ZM205 161V160H204ZM209 161V160H208ZM210 161V162H211ZM241 161H242V159H241ZM256 162H258L257 160H255ZM262 161H264V160H261L260 162H261V164H258L257 166L258 167H260V171L258 170V169H256V165L254 166L255 167V169L257 170L256 172H254V167L252 166V165H250V164H254L253 162H251L249 165H250V167H247V168H249V169H242V170H240L239 171V169L237 170V172H236V170L235 169H230L231 167H230V164L228 165L227 164V160L225 161V166H227V168H228V166H229V169L230 170H233V172H229L228 170L229 169H222V170H226V171H222V173H227L228 174V172H229V176H230V173H232L233 175H235V174H240V175H238L237 177H239V179L236 177V175H235V177H236V180H238L237 182H235V179H234V176L231 174V176H233V178L231 179L232 180V182H235V183H232L231 185L232 186H230V189H234L233 191H235V190H242L244 187L246 188V186H248V185H251V184H248L247 183V181L249 180L251 183H253L252 181H253V177H255L257 174L259 175V177L260 178H258V175H257V178H258V180H256L257 178H254V180H255V185H252V186H254V187H257L258 188V186H256L258 183H256L257 181L259 182L260 181V184L261 185H259V186H262V184L264 183L263 181L264 180H262V179H264L263 177H264V173L263 172H261V168L262 169H264L263 168V163L264 162H262ZM10 162V161H9ZM199 162H201V161H199ZM213 162V161H212ZM216 162V161H215ZM215 162H214V165H215ZM217 162H219V161H217ZM230 162V161H229ZM259 162V163H260ZM190 163V162H189ZM195 163H197V162H195ZM234 163V162H233ZM187 164V163H186ZM201 164H202V162H201ZM213 164V163H212ZM222 164V163H221ZM245 164V163H244ZM2 165V164H1ZM7 165V164H6ZM191 165V164H190ZM190 165H188L189 167L188 168H191L192 167V165L190 166ZM197 165L199 166V164L197 163ZM208 165H210V164H208ZM240 165V164H239ZM260 165V166H259ZM4 166V165H3ZM196 167V165H193V167ZM203 166H205L204 164H203ZM202 166V167H203ZM221 166V165H220ZM241 166V165H240ZM252 166V167H251ZM262 166V167H261ZM187 167V166H186ZM210 167L212 168L213 166H211L210 165ZM216 167H219V165L218 166H216ZM166 168V167H165ZM184 168V167H183ZM185 169L184 168V171L185 170H187V174H185L186 172H184L183 171V173L185 174V176H183L184 174H180V175H182L184 178V180H186L187 181V183H186V185H185V183L183 184V181H182V178L181 177H178L179 179H181V182H180V180H178V178L176 177V173L174 174H172V172L171 171H173V170H171V171H169L168 170V168L167 169H164L165 171H164V173H163V175H165L166 176V179H168V181L165 179V182H164V180H163V182H162V184H160V186H158L159 188L158 189H160V191L159 190H157L156 192H153V195L154 194H156V193H158V191L159 192H161V190L163 191L164 190V192H162V194L163 193H165V197L169 194V193H171L170 195H171V197H170V195H168L169 197H166L167 199H164L163 197H161V195H160V193H159V195H158V197H156L157 196V194L155 195V198L157 199H159V201H157L156 203H157V210H159L158 208H160V211L161 210H164V209H166V208H168L169 207V205L171 204V205H173V209H174V211L176 212V214L180 217L181 216V219L183 218L184 220L182 221V220H180V218H176V219H178V220H175V218H174V220L173 219H171V217L170 218H157V219H150V218H148V217H146V216H144V214H140L139 213V211L137 210V206H135V203H134V205H133V203H131V202H129V201H127L125 198H124V196L122 197H120V202L122 201H124L123 203L124 204H128L129 205V203L131 204V206H133L134 208H135V210H137L138 211V214L137 215H139V218H136L135 219V222H136V225L138 226L139 224H142V226H143V228H139V227H137V226H135L137 229L136 230H133L135 227H132L131 225H129L131 228H129V229H126V227L128 228V226H127V224H126V226H125V229H123L122 230V232H121V234L120 235H117V237L116 238H112V236H107V237H105V236H103V235H99V241L101 242L100 244L101 245H98L99 244V242H98V244H95L92 240H91V238L89 237V235H88V233H86V232H84V231H81V232H83V233H78V234H80V236L77 234V236H79V237H83V238H85L88 242V247L86 246V245H81L79 242H78V237L76 238L75 237V234H73V233H71V235L72 236H70L71 238H72V242H66L67 244H64V243H62V250H60L59 252H56V251H54V250H52V248H50L49 247V245L48 246H46V244H42L38 239L36 240V236H38L37 234H38V232H35L34 230H33V228H32V225L33 224H35V220H36V217H37V212H36V208H37V203H34L33 201L32 202H28L27 201V199L24 197V196H19L17 199H16V201L18 202H16V204H17V206L16 207H14L15 209L16 208H18V209H20L23 213H22V215L21 216H19L18 217V219H17V221H20L22 218H23V220L24 221H26L25 222V224H24V221H23V224H24V226L23 227H21V228H19V231H18V237L17 236H15V234H17V231H15L16 233H14V225H13V216H15V215H13L12 213H10V214H8V215H5V214H3V210H4V208L7 206V207H9V206H11L10 204V200H7V201H9V206H8V204H6V203H4L6 200H4L5 198L4 197H6L5 195L2 197L1 195H3V193L1 194L0 193V226L1 225H3V223L4 222H8V227L5 229L9 234H10V238H6V235H5V230L4 231H0V232H2V233H0V239H1V237H5L6 238V240L4 241L3 239H2V241L0 240V242L2 243V245H1V247H0V264H13V257L15 256H12V258L10 257V255L9 254H7L8 252L9 253H13L14 251H11V250H13V249H15V248H13V246H12V248L11 249H9V251L7 252V248H8V246L9 245H11V244H16L17 245V247H16V249L15 250H17V249H20L21 250V253H19L18 252V254L16 255V256H20V257H22V260H23V257H26L27 259H24L25 261L27 260L28 262H30V264H48V262H51L50 264H58V263H62V264H231V263H228V262H234L233 264H240L241 262H238V261H240V260H237V258H236V256L237 255H234V254H237L238 253V255L239 254H243L242 252H240L239 253V251H240V247L238 246L237 248H239V250H237V251H235L234 249H233V252H232V254H226V253H228V251H227V249H228V244L227 243H229L230 241H231V239H236L237 237H239V235H240V233L241 232H243L242 230L239 232V228L241 227V228H245V227H242V225L244 226H246V225H248V226H251L250 227V229H249V227L248 226H246L247 228V230H246V234H248L247 235V237H249V236H252L251 235V233H250V230L252 231H254V230H256V226H254V224H255V222L256 223H260V224H262L261 222L262 221H264L263 220V218H264V216L263 217H258L257 216V218L255 217L256 215H254L252 212H253V210L254 209H259V212H257V211H255L256 212V214L257 215H260L259 213H260V211H261V209H262V212H261V215H262V213H263V215H264V184H263V186H262V188H263V190H262V193L261 194H257L258 195V197H255V198H259V199H255L253 196V199H252V197H249V198H247L246 197V199L245 200H243V199H240V195H239V197H238V195L236 196V198H235V193H234V196L232 195V199L234 200V199H236L235 200V202L236 203H233V201H232V199H231V195H230V199L228 198V200L230 201V203L229 202H227V205L224 203V201L227 199H225L224 201H221L223 204H225V205H223L222 203V205L221 204H219V201L218 200H216L217 198L215 197V195H216V193L214 194V199H211L210 200V198H208L209 197V195L211 196V194H209L208 196H207V198H206V200H210V201H207V203H209V206L206 204V205H204L205 203H206V201L205 200H203V201H205V203L204 202H202L201 200H199V199H201V198H199L198 196H196V194L197 193H199V191L201 190V194L203 195V191H207V192H209V191H211V189H213L214 191H215V186L216 185H218V186H221L220 188H222V187H225L226 188V190L228 191V189L227 188H229V186L228 185H226V184H222V183H219L218 181L219 180H216V181H214V182H218V183H216L215 184V186L212 188L211 186H212V184H211V181H210V184L208 183V185H206L207 184V181H206V179L204 180V183H199L198 182V189H200L198 192L197 191H195V190H197L195 187H197V185H194L193 183H191L192 182V180H189L188 181V178H193V176L195 175V177H196V175L197 174H199L198 172H197V170L198 171H201V170H203V169H200L199 170V167H196L195 168V170H196V174H193V173H195V172H192V171H194L192 168V170L191 169ZM201 168V167H200ZM209 169V171H208V169H207V172H212L213 170L212 169ZM214 168V167H213ZM235 168H237V167H235ZM182 169V168H181ZM180 169V170H181ZM219 169V168H218ZM217 169V170H218ZM221 169V168H220ZM250 169H253V173H252V171H250ZM211 170V171H210ZM204 171H206L205 169L203 170V172ZM214 171H216V170H214ZM221 171V170H220ZM261 172V174L259 173V172ZM264 171V170H263ZM236 172V173H235ZM182 173V172H181ZM215 173H218V172H215ZM221 173V172H220ZM219 174V176L220 175H222V176H224L225 174ZM244 173H246L247 175H249V177H250V179H248L247 178V176H245L244 175ZM249 173H251V174H253V176L251 175L250 176V174ZM254 173H257L255 176H254ZM263 173V174H262ZM203 174V173H202ZM201 174V175H202ZM213 175H214V173H212ZM162 175V176H163ZM175 175V176H174ZM179 175V176H180ZM245 176L248 180H246L245 179V177H244V179H243V176ZM174 176V178H172ZM198 176V175H197ZM200 176V175H199ZM198 176V177H199ZM215 176H218V175H216L215 174ZM221 176V177H222ZM226 176V175H225ZM224 176V177H225ZM230 176V177H231ZM263 176V177H262ZM214 177V176H213ZM221 177H220V179H221ZM252 177V178H251ZM261 177H262V179H261ZM35 179V178H37L36 176L35 177H33L32 176V179ZM172 178V179H171ZM186 178V179H185ZM219 178V177H218ZM40 179V178H39ZM194 180H195V178H193ZM212 179H214V178H212ZM215 179H217V177L215 178ZM214 179V180H215ZM222 179H223V177H222ZM260 179V180H259ZM37 180V179H36ZM41 180V179H40ZM196 180H197V178H196ZM198 180L200 181V179L198 178ZM208 180V179H207ZM241 180V181H240ZM243 180H245L244 181V185H241V184H243ZM252 180V181H251ZM262 180V181H261ZM191 181V182H190ZM205 181H206V184H205ZM213 181V180H212ZM240 181V182H239ZM189 182L191 183V184H193V185H189ZM194 182V181H193ZM195 182H197V181H195ZM203 182V181H202ZM261 182H263V183H261ZM42 183H44V182H42ZM42 183H41V185H40V187H42L43 185H42ZM181 183V184H180ZM247 183V184H246ZM147 184V183H146ZM144 185V184H141L140 186L144 189H146L145 191H148V193H150V195L152 194L151 193V191H150V189L152 188L151 186L153 185L154 186V183H152L151 185ZM158 184V183H157ZM188 184V185H187ZM197 184V183H196ZM203 184H205V186L203 185ZM220 184H222V185H220ZM235 185V187H234V185ZM237 184V185H236ZM55 185L57 186V187H61V188H67V186L66 185H64L63 183H61V182H57V183H55ZM159 185V184H158ZM184 185V186H183ZM201 185V186H200ZM224 185H226V186H224ZM240 185V186H239ZM246 185V186H245ZM155 186H157V185H155ZM154 186V187H155ZM187 186V187H186ZM203 186V187H202ZM209 186V187H208ZM217 186V187H218ZM236 186H238V188L236 187ZM243 186V188L241 189V187ZM251 186V187H252ZM190 187H192V189L190 188ZM211 188L210 190H208L207 188ZM233 187V188H232ZM240 187V188H239ZM156 189H157V187H155ZM155 188H154V190H155ZM191 190H190V189ZM224 188V189H225ZM250 187L248 186V189H249ZM153 189V188H152ZM151 189V190H152ZM193 189H194V191L195 192H197L196 194H191V195H194L195 197H190V198H188V195L186 194V193H189V196H190V193L192 192L193 193ZM207 189V190H206ZM224 189H222V191L220 192L218 189L216 190L217 192H219V194L221 195V193L224 191ZM44 190V189H43ZM154 190H152V191H154ZM165 190L167 191V192H169V193H166L165 192ZM253 190H254V188H253ZM256 190V189H255ZM4 191V189L3 190H1V192H3ZM189 191V192H188ZM233 191H229V193L231 194ZM248 191V190H247ZM250 191V190H249ZM252 191V190H251ZM251 191H250V193H251ZM59 192V191H58ZM177 192H179V193H183V192H186L185 193V195H184V193L182 194L183 196H185V197H182V198H184L185 199V201H186V203H184V201L182 200V198H180L182 201H179V199L178 200H176V198L175 197H173V194L175 193V194H177ZM213 192V191H212ZM242 192V191H241ZM255 192V191H254ZM254 192H253V194H254ZM258 192H260V190L258 189ZM6 193V192H5ZM60 193V192H59ZM211 193V192H210ZM223 193H225V192H223ZM227 194H228V192H226ZM238 193V191L236 192V194ZM167 194V195H166ZM200 194V193H199ZM205 194V193H204ZM212 194V195H213ZM219 194L217 195V197L219 196ZM239 194V193H238ZM245 194V193H244ZM7 195V194H6ZM57 195V193H55V196ZM180 195V194H179ZM187 195V196H186ZM242 195V194H241ZM256 195V196H257ZM261 195V196H260ZM245 196V195H244ZM241 197V198H245V197ZM247 196V195H246ZM3 199H2V198ZM23 197V198H22ZM53 197H54V195H53ZM154 197V196H153ZM161 197V198H160ZM178 197V196H177ZM196 197H198V199L196 198ZM212 197V196H211ZM212 197V198H213ZM12 198V197H11ZM52 198V197H51ZM51 198L47 195L46 196V199H47V201L48 202H50L51 201ZM58 199L57 200H59V198H61V197H57ZM71 198V197H70ZM155 198L153 199V200H155ZM163 198V199H162ZM237 198H239V200H237ZM2 199V200H1ZM7 199V198H6ZM123 199H125V200H123ZM157 199V200H158ZM255 199V200H254ZM61 201H62V199H60ZM3 201V202H2ZM60 201V202H61ZM156 201V200H155ZM12 202V201H11ZM59 202V201H58ZM116 203L118 202V203H120L119 202V200H116L115 201ZM121 202V203H122ZM129 202V203H128ZM154 202V201H153ZM153 202H152V204H153ZM202 202V203H201ZM259 202H260V204H259ZM3 203V204H2ZM30 205H29V204ZM33 203V204H32ZM51 203V202H50ZM70 203L74 206V207H76L77 206V203H76V201L74 200V198L73 199H70ZM151 203V202H150ZM2 204V205H1ZM87 204H88V206L91 208V210H92V212L94 213V214H97V210H96V202L95 201H93L91 198H88L87 199ZM228 204H229V206H228ZM257 204H259V205H257ZM6 205V206H5ZM154 205H156L155 203H154ZM186 205V206H185ZM220 205V206H219ZM4 208H3V207ZM130 206V205H129ZM226 207L227 208V206H228V208L231 210H229L228 208V211H230V212H232L231 213V215H230V212L229 213H227L226 211H225V208H223V207ZM2 207V208H1ZM186 207H187V209H188V211L187 210H185L184 211V209H186ZM261 207V208H260ZM24 208H25V211L26 212H24ZM193 210H195V211H197L196 213H195V211H194V216H195V214L197 215V217H195V219H193ZM226 212V214H224ZM249 212H251V215H253V217H250L249 215H248V213ZM254 212V213H255ZM245 213H247V214H245ZM192 214V215H191ZM221 214H224L223 216H227L226 218H224V219H222V216H221ZM228 214V215H227ZM177 216V217H178ZM221 216V217H220ZM220 217V218H219ZM30 218V219H29ZM218 218V219H217ZM227 218H228V220H227ZM252 218H254V220L252 219ZM195 220V223H193L194 225H195V228H193V230L195 231L196 230V228L198 227V225L200 224H203L202 226H201V230L205 233V235H203V234H200V231L199 230H196V232L197 231H199L198 233H199V235L196 233L195 235H194V237H193V234L190 236V229H192V228H190V227H192L190 224H192L191 223V221L190 220ZM221 219V221L223 222V221H226L225 222V226L223 225V223H221L220 222V224L218 223V221ZM231 219V220H230ZM258 219H262L260 222H259V220ZM123 221H121L122 223H124L125 224V219H122ZM193 220H192V222H193ZM202 220V222H200ZM257 220V221H256ZM179 221V222H178ZM185 221V222H184ZM206 221H207V224H208V221H209V224H213V225H211V227L212 226H214V225H218V226H216V228L214 227V231L213 232H216V231H221V228L222 227H224L223 229H222V234H223V236H221L223 239L225 238V240H226V244H225V241L223 240V241H219V240H221V237L218 239V242H220L218 245H220V246H218V245H216V246H218V248L216 247V246H213L214 244H216L215 242L217 241H214V239H212V234L213 233H211L212 231L211 230H213V227L211 228V230L210 229H207L208 231L210 230L211 232H208V233H210V235H208V234H206V232H207V230H205L204 228H206L205 226H204V224L206 223ZM27 222L28 223H30L31 224V226H29L28 224H27ZM176 222H178V224H179V226L181 225H183V224H186V225H190V227H189V229H188V232H187V229H186V227H185V229H183V230H185L186 231V233H188V236H190L191 237V239H193V240H191V239H189V237H188V239H187V236L185 235L186 233H185V231H184V233L183 232H181V233H177V230H179L180 228L182 229L183 227H178L177 228V226H178V224L176 223ZM183 222V224H181ZM130 223H132L131 222V220H130ZM129 223V224H130ZM177 225H176V224ZM197 223V224H196ZM264 223V222H263ZM175 224V225H174ZM222 224V226H221V228H219L220 227V225ZM258 225L257 224V226L259 227L260 226V229L263 227V229H264V225L263 226H261V225ZM36 225H37V223H36ZM194 225H193V227H194ZM29 226V227H28ZM228 226H233L234 228H235V232H233L231 229H230V227L229 228H226V227H228ZM240 226V227H239ZM253 226L255 227V228H253ZM34 227V226H33ZM187 227V228H188ZM217 227H218V229H217ZM237 227H239V228H237ZM35 229V228H34ZM131 229H132V231H131ZM198 229V228H197ZM259 229V228H258ZM182 230V231H183ZM192 230V231H193ZM216 230V231H215ZM228 230V231H227ZM249 230V231H248ZM181 231V230H180ZM191 231V232H192ZM218 231V232H219ZM263 231V230H262ZM244 232H245V230H244ZM243 232V233H244ZM255 232H258V234H259V232H261L260 230H258V231H255ZM194 233V232H193ZM217 233V232H216ZM220 234H221V232H220ZM239 234V235H238ZM256 234V233H255ZM261 234V233H260ZM182 235V237H181V239H183L184 241H181V239H180V237L179 236H181ZM198 236V239H197V236ZM202 235V236H201ZM219 235V234H218ZM263 235V234H262ZM44 237H46L47 239H53V235H51V234H48V232L46 231V230H44V235H43ZM168 236V237H167ZM183 236H184V238H183ZM186 236V237H185ZM243 236H246L245 235V233H244V235ZM243 236H241L240 235V237H241V239H242V241L240 240V237L238 238L239 239V241H241V242H239V244H245L247 241V239H250V238H247V239H244L243 240ZM260 236V235H259ZM17 237V238H16ZM193 237V238H192ZM196 237V238H195ZM231 238V239H230ZM245 238V237H244ZM253 238V237H252ZM251 238V239H252ZM260 239H258V240H262L263 239V242H264V238L262 237V236H260L259 237ZM195 239V240H194ZM197 239V240H196ZM250 239V240H251ZM30 242V243H28V241ZM54 240L57 242V243H59L60 241H59V237H55L54 238ZM154 240H157V243H156V241L154 242ZM158 240H160L159 242H160V244L158 243ZM177 240V242H175ZM213 240V241H212ZM233 240V241H234ZM250 240H249V242H250ZM253 240V243H254V245H255V242H256V245L258 244V242H260V241H256L257 239H252ZM251 240V241H252ZM162 241L164 242L165 241V244H166V247H168L167 245H169V247L168 248H170L171 250H168V248L165 250V252H163V250H162V248H164L165 247V244L164 245H162ZM178 241H181V242H183V244H180ZM194 241H196V242H198V243H196V242H194ZM210 241H212V242H214L213 244H212V242H210ZM237 241V240H236ZM245 241V242H244ZM173 242H175L174 244H173ZM223 243V247H224V249L225 248H227L226 249V253H223L224 251H222L221 249H222V243ZM238 242V241H237ZM237 242H236V244H237ZM249 242H248V244H249ZM27 243L29 244V246H27ZM69 243V244H68ZM167 243H170V244H167ZM178 243V244H177ZM200 243V244H199ZM201 243H203V244H201ZM233 243V242H232ZM232 243L230 242V245H232ZM251 243V242H250ZM252 243V244H253ZM261 243V244H260ZM258 245H260V247H262L261 245H262V241L260 242ZM64 244V245H63ZM72 244V245H71ZM131 244L133 245H135L136 244V247L138 246V249L140 248L141 250H138L137 248H135L134 249V247L135 246H131ZM158 244V247L160 246H162L161 248L159 247H157L156 245ZM172 244V245H171ZM177 244V245H176ZM235 243L233 244V246L234 245H236ZM243 244V245H244ZM247 244V243H246ZM246 244L244 245V248H245V246H246ZM264 244V243H263ZM45 245V246H44ZM51 245V244H50ZM227 247H226V246ZM242 245V246H243ZM251 245V244H250ZM258 245L257 246H255L254 247V249L255 250H253L254 252L256 251V247L257 248H259L258 247ZM144 246H147V249L149 248H154V246H155V248L157 249L158 248V250L161 252L162 251V253H160L158 250H155V252L157 253H155L154 251L153 252H151L150 254L151 255H149V252L147 251H145V247ZM164 246V247H163ZM171 246V247H170ZM216 247V248H215ZM219 247H221V251L219 250ZM230 248L232 247V246H229ZM247 247H248V245H247ZM246 247V248H247ZM123 248H128L127 249V251L128 252H126V250H124L125 252H123ZM133 248V249H132ZM142 248H144V249H142ZM154 248V249H155ZM229 248V250L230 251H232L231 249ZM232 248H234V247H232ZM250 247H248V250H250L249 249ZM263 248V250H264V247H262ZM262 248H260L261 250H262ZM120 249V250H119ZM122 249V250H121ZM153 249V250H154ZM242 249V248H241ZM252 249H253V247H252ZM252 249L250 250V251H252ZM130 250V251H129ZM137 250V251H136ZM143 250V251H142ZM247 250V249H246ZM245 250V251H246ZM258 250V249H257ZM18 251V250H17ZM144 251L146 252V254H142L141 252H143L144 253ZM150 251V250H149ZM167 251H169L168 253H167ZM229 251V252H230ZM235 251V252H234ZM249 251V252H250ZM252 251V252H253ZM51 252H55L56 254H57V260L54 258V260L53 259H51L50 260V257L48 258V257H46L49 253H51ZM138 252H140L139 254H138V256H137V253ZM260 252V251H259ZM262 252V251H261ZM264 252V251H263ZM125 255V253L127 254V257L129 256L130 257V259L129 260H127V259H125V258H123L124 257V255ZM152 253H154V254H152ZM158 253H160V254H158ZM170 253V254H169ZM172 253V254H171ZM223 253V257L221 258V254ZM25 255V256H22V255ZM129 254V255H128ZM164 254H167L166 256H164L163 255V258H161L162 257V255ZM169 254V255H168ZM249 254H251V253H249ZM258 254H260V253H258ZM262 254V253H261ZM158 255V256H157ZM159 255H160V257H159ZM228 256V255H231V258L228 256V257H226V256ZM15 256V257H16ZM126 256V255H125ZM140 256H142L145 260L144 261H141V259L143 260V258H141L140 259ZM242 256V255H241ZM244 256V255H243ZM242 256V257H243ZM246 256V255H245ZM248 256V255H247ZM250 256V255H249ZM253 256V255H252ZM18 257H16V258H18ZM56 257V256H55ZM126 257V258H127ZM233 257H235V261H234V258ZM238 257V256H237ZM251 257V256H250ZM260 256H258L257 258H259ZM262 257L263 256H261L260 257V259L261 260H263L262 259ZM15 258V260H17L18 262L20 261L21 262V259L19 260V258L18 259H16ZM60 258V259H59ZM61 258H63L64 260L61 262L60 260H61ZM222 260H221V259ZM225 258H228L229 260L230 259H233V260H231V261H227V260H224L223 261V259H225ZM245 258V257H244ZM244 258H242V259H244ZM248 258L249 257H247L246 258V262H252V263H250V264H253L254 263V261L255 260H257L256 258H255V256L254 257H251V259H249L248 260ZM254 259V261H252L253 259ZM237 260V261H236ZM248 260V261H247ZM225 261H227V262H225ZM245 261V260H244ZM258 261V260H257ZM257 261L255 262V264H257ZM236 262H238V263H236ZM23 263V262H22ZM24 263H26V262H24ZM258 263L260 264L261 263V261H258ZM27 264V263H26ZM29 264V263H28ZM241 264H244V262L243 263H241ZM246 264H249V263H246Z\"/></svg>", "mask_w": 264, "mask_h": 264}]
</instances>
